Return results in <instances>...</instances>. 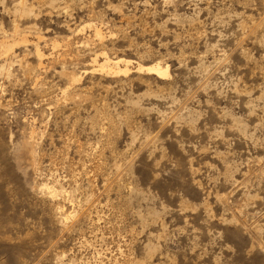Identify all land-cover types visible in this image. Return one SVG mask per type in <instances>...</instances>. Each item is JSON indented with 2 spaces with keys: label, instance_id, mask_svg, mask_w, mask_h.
Listing matches in <instances>:
<instances>
[{
  "label": "rangeland",
  "instance_id": "1",
  "mask_svg": "<svg viewBox=\"0 0 264 264\" xmlns=\"http://www.w3.org/2000/svg\"><path fill=\"white\" fill-rule=\"evenodd\" d=\"M0 264H264V0H0Z\"/></svg>",
  "mask_w": 264,
  "mask_h": 264
},
{
  "label": "bare ground",
  "instance_id": "2",
  "mask_svg": "<svg viewBox=\"0 0 264 264\" xmlns=\"http://www.w3.org/2000/svg\"><path fill=\"white\" fill-rule=\"evenodd\" d=\"M97 34L100 37H103V33L101 29H97ZM37 51L39 57L42 58L43 54L41 50L38 49ZM104 60L105 61L102 64L98 65L100 71H104L107 72L108 74H113V75H120V74L126 75L131 71L130 64L132 62L129 60H124V59L112 60L108 57H106ZM94 63H97V59L94 60ZM135 68H137V70L141 72L147 71L149 73H154L161 78L169 76V67L168 66L164 67L160 62H157L149 66H144L141 63H138L137 67ZM94 71H98V70H94Z\"/></svg>",
  "mask_w": 264,
  "mask_h": 264
}]
</instances>
